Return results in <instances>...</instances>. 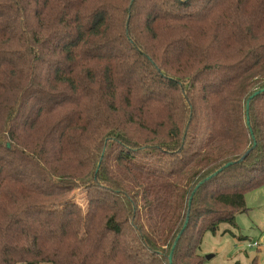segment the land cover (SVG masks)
<instances>
[{"label":"trees","instance_id":"1","mask_svg":"<svg viewBox=\"0 0 264 264\" xmlns=\"http://www.w3.org/2000/svg\"><path fill=\"white\" fill-rule=\"evenodd\" d=\"M262 88L264 0H0V264H206L264 185Z\"/></svg>","mask_w":264,"mask_h":264},{"label":"rangeland","instance_id":"2","mask_svg":"<svg viewBox=\"0 0 264 264\" xmlns=\"http://www.w3.org/2000/svg\"><path fill=\"white\" fill-rule=\"evenodd\" d=\"M0 192L2 202L9 212H14L16 207L26 203L27 193L15 182L4 183ZM74 194V202L83 208L85 202L83 194L81 192ZM245 203L248 209L235 214L234 226L229 223H220L215 231H206L203 234L199 252L205 256L206 264H235V262L237 264H264V185L249 190L245 195ZM32 212L40 233L48 227L45 221L49 219L58 226L65 221L62 217L63 213H60L58 208L56 210V207L47 209L40 207L33 209ZM70 224L71 233L80 232L79 223L71 221ZM69 236L74 235L69 233ZM251 242H257L258 245L248 246Z\"/></svg>","mask_w":264,"mask_h":264},{"label":"water","instance_id":"3","mask_svg":"<svg viewBox=\"0 0 264 264\" xmlns=\"http://www.w3.org/2000/svg\"><path fill=\"white\" fill-rule=\"evenodd\" d=\"M263 89H264V88H262V90H263ZM262 90L255 91L254 94L251 95L249 98H252V97L255 96L256 94L260 93L259 91H262ZM245 109L248 110V101H247V104H246ZM246 124L249 125V116L246 117ZM7 146H8V144H7ZM209 257H210V255L208 256V258H209ZM169 264H172V254H170V256H169Z\"/></svg>","mask_w":264,"mask_h":264},{"label":"built area","instance_id":"4","mask_svg":"<svg viewBox=\"0 0 264 264\" xmlns=\"http://www.w3.org/2000/svg\"><path fill=\"white\" fill-rule=\"evenodd\" d=\"M251 245H258L257 242H251V244H248V246H251Z\"/></svg>","mask_w":264,"mask_h":264}]
</instances>
